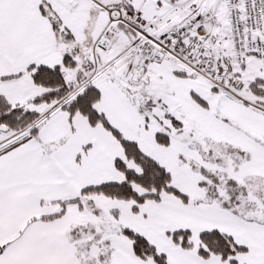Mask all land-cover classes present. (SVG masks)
<instances>
[{
  "label": "snow or ice",
  "instance_id": "1",
  "mask_svg": "<svg viewBox=\"0 0 264 264\" xmlns=\"http://www.w3.org/2000/svg\"><path fill=\"white\" fill-rule=\"evenodd\" d=\"M0 264H264V0H0Z\"/></svg>",
  "mask_w": 264,
  "mask_h": 264
}]
</instances>
